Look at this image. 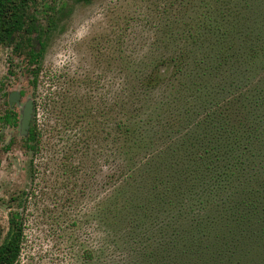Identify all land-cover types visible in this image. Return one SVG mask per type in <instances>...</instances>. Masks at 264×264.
Returning <instances> with one entry per match:
<instances>
[{"label": "trees", "instance_id": "obj_1", "mask_svg": "<svg viewBox=\"0 0 264 264\" xmlns=\"http://www.w3.org/2000/svg\"><path fill=\"white\" fill-rule=\"evenodd\" d=\"M34 2L0 0V41L23 24L25 44L39 40ZM198 5L179 33L156 27L166 41L150 56L125 59L118 101L103 107V118L115 106L120 115L102 130L117 167L93 207L103 238L81 264H264V0ZM2 121L15 126L16 115ZM38 136L33 123L25 147ZM8 224L0 264L18 257L16 213Z\"/></svg>", "mask_w": 264, "mask_h": 264}, {"label": "rangeland", "instance_id": "obj_2", "mask_svg": "<svg viewBox=\"0 0 264 264\" xmlns=\"http://www.w3.org/2000/svg\"><path fill=\"white\" fill-rule=\"evenodd\" d=\"M198 1L35 0L28 7L42 32L39 61L6 60L7 50H0V113L7 93L19 94L11 106L17 125L0 123V243L10 213L21 223L13 264H81L100 244L104 227L93 207L101 206L106 176L117 167L102 130L120 118L117 106L105 118L102 112L118 101L125 59L148 57L153 44L166 41L157 28H186L199 14ZM26 101L29 126L39 132L34 151L19 127ZM93 133L96 140L84 141Z\"/></svg>", "mask_w": 264, "mask_h": 264}, {"label": "flooded vegetation", "instance_id": "obj_3", "mask_svg": "<svg viewBox=\"0 0 264 264\" xmlns=\"http://www.w3.org/2000/svg\"><path fill=\"white\" fill-rule=\"evenodd\" d=\"M28 15H29V11H28ZM26 27H27V25L23 24L21 26V31H14L10 34L8 40L0 41V50L1 51L7 50V53H8L7 55L9 56V58L7 56H5L6 60H8V59H10V60H12V59H18V60L23 59L26 63H28L29 60H31V58H33L38 53L41 56L43 46H41L42 42L40 41V37H41L42 33L39 37V40L35 39V37L38 36L36 33H33V34L31 33V35L29 34L28 36L30 37V46H27L25 44V38H24L25 36H27V34L25 33ZM18 34H20V35H18ZM33 40H34V42H33ZM34 44L37 45V48L34 47ZM39 58H38V60H39ZM33 59H35V58H33ZM33 64L34 63H32V65ZM33 71L34 70H31L30 74ZM0 87H1V85H0ZM13 92L7 93L6 100L3 101V109L1 110V113H0V123L4 124L5 126H9V127H15L17 125V122H18L16 113L11 109V106H13V104H15V103L11 102L9 95ZM12 113L16 115V125L15 126H11L8 123H6L5 121H2V118L5 115H10ZM28 128H29V122H28ZM28 128H27V130H28ZM26 135H27V131L25 134V138H26ZM25 138H24V144H25ZM10 214H9V217H10ZM9 217H8V219H9ZM7 223H8V220H7ZM7 230H8V228H7ZM6 233H7V231H6ZM4 238H5V236H4Z\"/></svg>", "mask_w": 264, "mask_h": 264}, {"label": "water", "instance_id": "obj_4", "mask_svg": "<svg viewBox=\"0 0 264 264\" xmlns=\"http://www.w3.org/2000/svg\"><path fill=\"white\" fill-rule=\"evenodd\" d=\"M34 42V40H33ZM11 102L17 103L19 99V95L17 92H13L9 95ZM31 112H32V106L30 101H26L23 105L22 111H21V118L19 121V127L22 132L26 134L27 128H28V122L31 118Z\"/></svg>", "mask_w": 264, "mask_h": 264}]
</instances>
